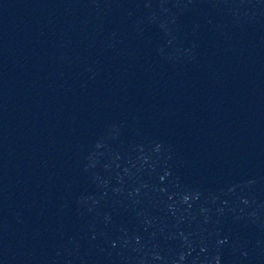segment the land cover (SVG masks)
I'll return each mask as SVG.
<instances>
[{"label":"water","instance_id":"obj_1","mask_svg":"<svg viewBox=\"0 0 264 264\" xmlns=\"http://www.w3.org/2000/svg\"><path fill=\"white\" fill-rule=\"evenodd\" d=\"M0 264H264V0H0Z\"/></svg>","mask_w":264,"mask_h":264}]
</instances>
